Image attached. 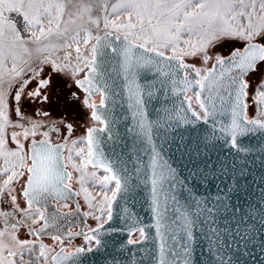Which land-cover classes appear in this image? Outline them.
Listing matches in <instances>:
<instances>
[{
	"label": "snow or ice",
	"instance_id": "obj_1",
	"mask_svg": "<svg viewBox=\"0 0 264 264\" xmlns=\"http://www.w3.org/2000/svg\"><path fill=\"white\" fill-rule=\"evenodd\" d=\"M61 77L71 83L58 94ZM23 96L41 109L26 114ZM53 97L69 113L88 110L83 136L43 107ZM180 124L198 137L195 155L219 145L264 164V0H0V264H89L120 231L114 206L133 221L129 235L139 233L127 244H144L156 264H199L203 241L212 264H264V187L239 218L220 195L200 197L165 150ZM184 155L190 176L227 175L233 193L247 187L235 160L217 157V166L208 156L200 168ZM145 189L157 253L128 207Z\"/></svg>",
	"mask_w": 264,
	"mask_h": 264
},
{
	"label": "water",
	"instance_id": "obj_2",
	"mask_svg": "<svg viewBox=\"0 0 264 264\" xmlns=\"http://www.w3.org/2000/svg\"><path fill=\"white\" fill-rule=\"evenodd\" d=\"M161 103H163V100H161ZM118 131L120 137L123 138L126 144L130 146L132 143L131 134L127 132L124 122L119 123ZM193 133L194 130L191 129L190 126L183 124L178 125L175 131L169 132V144L165 150L167 151L168 156L172 158L174 166L177 167L178 170L182 171L184 176H188L189 184H192L193 182L195 183V190L197 194L200 197H207L209 200H215L216 196L220 195L227 201V203L234 205L237 209L235 218H239L242 214L240 209L249 211V203H260L259 195L261 188L264 187V184L261 183V177H264V164H262L259 155L257 154L255 157L248 156L245 159H237L234 154L226 155L225 150L220 148L219 145L215 148H209L207 150V156L204 155V149L202 147L201 155H195L194 150L197 147L196 140L198 137ZM249 143L255 144L257 141L253 138L249 141ZM178 146L179 151L177 150ZM120 147L121 145H118L117 152L120 151ZM186 150L192 152L194 156V163L199 164L200 168L205 167L204 161L207 160L208 156L211 157L210 163L217 166V157H219L220 160L226 159L228 162L235 160L237 171L242 167L245 170L247 179L244 180L243 183L247 187L242 188L238 193H233L225 188L226 184L229 187L232 186L227 175L223 178V180L212 179L211 182L201 181L199 176H190L189 173L194 170V167L192 163H189L187 156L184 155ZM129 151L130 147L124 148L125 159H127ZM185 165H187V167H185ZM216 175L219 176V172H217ZM148 201L149 195L147 189L143 191L138 190L134 196V202L130 200L128 207L136 214L135 219L139 222V226L145 227L146 234L148 235V240L145 244L152 250L153 253H157L159 240L155 235L154 213L151 211ZM117 203L119 204V201ZM232 210L233 209L230 207L227 213L224 214H230ZM122 215H125L122 208L114 206V218L112 225L120 229V231L111 233L110 235H106L102 238L106 247L101 248L98 252L89 254V264H132L133 260L138 262L142 261L143 264H156L155 255L150 256L143 250L145 246L144 244H127L128 239L138 238L133 236L134 233L129 235L128 225L132 224L133 221L127 218L123 220L120 219V216ZM89 219L87 220L88 224H90ZM105 227L107 228L108 225ZM202 243L204 246L196 248L194 259L195 257H199V264H212L210 256L206 250L207 241H203ZM93 247H95V245H93ZM133 253L134 256L132 255Z\"/></svg>",
	"mask_w": 264,
	"mask_h": 264
},
{
	"label": "flooded vegetation",
	"instance_id": "obj_3",
	"mask_svg": "<svg viewBox=\"0 0 264 264\" xmlns=\"http://www.w3.org/2000/svg\"><path fill=\"white\" fill-rule=\"evenodd\" d=\"M223 55H227L228 53H224V51L222 52ZM48 68L49 66L45 65L44 66V71L48 72ZM30 75V74H29ZM25 79H27L28 77L25 76ZM65 83L70 84L71 81L70 80H66V78L61 77L60 81H59V86L57 87L56 91L58 94L62 93V92H66L68 91V88L65 87ZM35 84V81H33L32 84H30L28 86V88H32ZM19 87V84H14L12 92L13 94L15 93L16 89ZM28 89H26L25 91L27 92ZM53 99V103L50 105H46L43 107H47L49 108V110L51 111V116L53 119H66V120H70L73 121L76 124V131L73 133V137L72 138H77L79 136H83L85 134V128L87 126V115H88V110L80 108L79 106L77 108H75L74 110L71 111V113H69V111H67L65 109V106L63 104V101H57V99L55 97L52 98ZM21 105H22V109L26 112V114L28 115H32L34 112L38 111L41 109V105L38 103L37 100L34 99H29L27 96H23L21 99ZM53 139L59 141V137L56 136V134H53ZM75 175V174H74ZM74 187L78 188V185H74ZM81 203L84 208L82 199H81ZM4 207L6 208L7 206L4 205ZM21 236H24L23 231L21 232ZM79 239L81 238H75L74 243L77 242ZM46 243H50V241L46 240Z\"/></svg>",
	"mask_w": 264,
	"mask_h": 264
},
{
	"label": "rangeland",
	"instance_id": "obj_4",
	"mask_svg": "<svg viewBox=\"0 0 264 264\" xmlns=\"http://www.w3.org/2000/svg\"><path fill=\"white\" fill-rule=\"evenodd\" d=\"M223 51H224V53H228L229 52V49L225 48V49H223ZM223 51H220V54L221 55H223V53H222ZM189 62H197V61H195L194 58H189ZM197 66H200L198 62H197ZM250 108H251L252 114L254 116L255 115V112H254V110H253L252 107H250ZM97 172H98V175H100V176H102L104 174L103 171L102 170H99V169L97 170ZM91 190L93 191V194L95 195L97 189L92 188ZM82 202H83V200H82ZM83 205H84V203H83ZM84 208H85V210H87L86 205H84ZM89 223H90V225L92 227H95L96 226V221L95 220H92L91 218L89 219ZM134 237L135 238H139V233H137ZM81 243H83V241Z\"/></svg>",
	"mask_w": 264,
	"mask_h": 264
},
{
	"label": "trees",
	"instance_id": "obj_5",
	"mask_svg": "<svg viewBox=\"0 0 264 264\" xmlns=\"http://www.w3.org/2000/svg\"><path fill=\"white\" fill-rule=\"evenodd\" d=\"M249 116H250V117L253 116L252 111H251V108L249 109ZM136 234H137V233H134L133 236H135ZM81 242H82V239H79V240L77 241V243H81Z\"/></svg>",
	"mask_w": 264,
	"mask_h": 264
},
{
	"label": "built area",
	"instance_id": "obj_6",
	"mask_svg": "<svg viewBox=\"0 0 264 264\" xmlns=\"http://www.w3.org/2000/svg\"><path fill=\"white\" fill-rule=\"evenodd\" d=\"M75 244H76V245H81L82 243H78V244H77V243H75Z\"/></svg>",
	"mask_w": 264,
	"mask_h": 264
},
{
	"label": "bare ground",
	"instance_id": "obj_7",
	"mask_svg": "<svg viewBox=\"0 0 264 264\" xmlns=\"http://www.w3.org/2000/svg\"><path fill=\"white\" fill-rule=\"evenodd\" d=\"M91 190V189H90ZM78 244V243H77Z\"/></svg>",
	"mask_w": 264,
	"mask_h": 264
}]
</instances>
